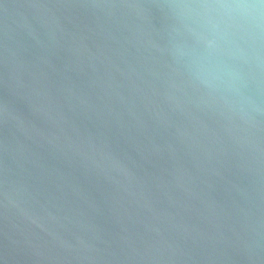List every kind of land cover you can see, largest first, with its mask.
Instances as JSON below:
<instances>
[{"label": "water", "instance_id": "water-1", "mask_svg": "<svg viewBox=\"0 0 264 264\" xmlns=\"http://www.w3.org/2000/svg\"><path fill=\"white\" fill-rule=\"evenodd\" d=\"M0 264H264V4L0 0Z\"/></svg>", "mask_w": 264, "mask_h": 264}, {"label": "clouds", "instance_id": "clouds-1", "mask_svg": "<svg viewBox=\"0 0 264 264\" xmlns=\"http://www.w3.org/2000/svg\"><path fill=\"white\" fill-rule=\"evenodd\" d=\"M260 3H261V4H264V0H260Z\"/></svg>", "mask_w": 264, "mask_h": 264}]
</instances>
